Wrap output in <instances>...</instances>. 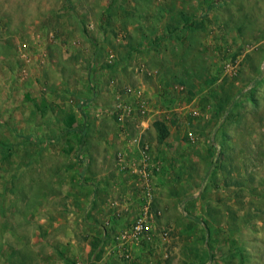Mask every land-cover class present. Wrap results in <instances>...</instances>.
Instances as JSON below:
<instances>
[{"label":"rangeland","instance_id":"obj_1","mask_svg":"<svg viewBox=\"0 0 264 264\" xmlns=\"http://www.w3.org/2000/svg\"><path fill=\"white\" fill-rule=\"evenodd\" d=\"M0 264H264V0H0Z\"/></svg>","mask_w":264,"mask_h":264},{"label":"built area","instance_id":"obj_2","mask_svg":"<svg viewBox=\"0 0 264 264\" xmlns=\"http://www.w3.org/2000/svg\"><path fill=\"white\" fill-rule=\"evenodd\" d=\"M138 228H139V229H140V228H142V225H139V227H138Z\"/></svg>","mask_w":264,"mask_h":264}]
</instances>
